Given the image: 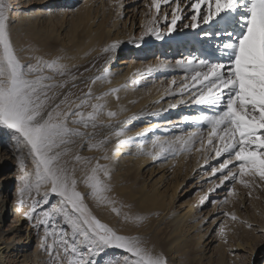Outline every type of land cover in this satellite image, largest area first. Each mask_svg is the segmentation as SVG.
<instances>
[{
  "label": "snow or ice",
  "instance_id": "snow-or-ice-1",
  "mask_svg": "<svg viewBox=\"0 0 264 264\" xmlns=\"http://www.w3.org/2000/svg\"><path fill=\"white\" fill-rule=\"evenodd\" d=\"M170 3L175 5L171 19L167 11L162 14V20L166 22L164 32L151 26L145 35L161 40L165 32H175L177 22L181 20H187L182 25L185 29H200L197 36L205 55L190 54L175 61V66L186 73L179 94L181 97L187 95L193 104L220 111L185 117L186 121L207 126V132L197 129L174 140L157 142L153 147H159V152L148 154L156 159L166 153L191 152L198 142L197 151L205 150L206 144L207 150L216 157L227 153L228 158L219 167L211 169L213 174L221 173L220 184L235 180L237 176L258 175L264 180V0H187L186 7L191 13L188 16H185L180 0H152L151 6L159 16L161 5ZM201 25L206 27L201 28ZM120 43L115 41L103 51L113 53ZM136 46L139 47V43ZM212 55L216 58H209ZM27 59L26 64L14 45L9 8L5 0H0V127L7 129L19 145L21 174L16 204L33 222L37 234L43 228L40 247L52 257L50 264H64V258L67 264H96L94 257L105 248L127 253L122 264H168L167 257L155 251L154 246L149 247L140 236L118 233L97 218L85 203V193L78 188L80 183L89 189L88 195L98 205L110 206L112 212L121 214L114 206L115 200L108 195L112 191L108 183L111 177L108 166L98 160L93 164L92 157L76 154L73 160L83 165V176L78 178L76 167L64 159L70 152L66 146L74 144L75 138L87 136L90 150L104 148L109 139L107 136L93 143L96 133L81 131V127L96 129L102 126L98 122L107 105L92 103V100L103 101L113 94L119 99V89L94 96L93 85L97 81L111 83L108 76H97L85 82L87 91L82 90L81 96L72 99L71 91L63 94L57 91L67 87L68 83L67 80L58 81L57 77L76 80L69 65L64 63L66 57L48 59L33 54ZM169 64L161 62L158 67L167 68ZM72 86L76 87L74 83ZM183 102L186 101H178ZM85 108H91V111L85 112ZM106 115L114 118L117 112L108 110ZM126 123L123 121L121 125ZM126 132L127 129L120 126L114 135L123 137ZM124 143L120 140L117 147ZM102 159L106 160L108 156L104 155ZM233 161L238 162L235 170L229 167ZM29 163L33 166L31 171L28 170ZM240 183L247 186L243 179ZM42 189L46 190L41 193ZM51 195L59 197V203L38 211L41 203H49ZM58 216L70 227L71 237L65 228L57 226ZM231 218L235 220L236 216ZM124 219L142 224L146 217L125 214ZM219 231L223 236V226ZM77 237L85 243L84 250L78 246ZM50 238L52 243H49Z\"/></svg>",
  "mask_w": 264,
  "mask_h": 264
},
{
  "label": "bare ground",
  "instance_id": "bare-ground-1",
  "mask_svg": "<svg viewBox=\"0 0 264 264\" xmlns=\"http://www.w3.org/2000/svg\"><path fill=\"white\" fill-rule=\"evenodd\" d=\"M5 3L9 8V25L14 45L24 63L27 64L29 62L27 57L33 54L48 59L56 56L66 57L64 63L69 65L71 73L76 76V80L72 81L70 77H57L58 81H68L67 87L57 89V91L62 94L71 91L74 94L72 99L81 96L82 90L87 91V89L84 87L85 85L81 84L82 77L78 76L80 69H84L85 65L88 68L92 67L100 61H104L106 66L98 72L97 76H108L111 83L97 81L93 86L94 96H99L111 89H119V99L116 98L117 94H113L105 97L103 101L92 100V103L99 102L107 105L105 114L99 118L98 122L102 126H98L96 129L91 127L83 129L79 125H71L72 127H81V131L95 132L96 136L93 143L107 136L109 139L104 148L90 150L87 136L75 138L74 144L66 146L70 152L64 157L65 160L67 157L69 158L70 166L76 167L78 178L83 176V165L77 164L73 160L76 154L92 157L93 164L98 160L100 164L108 166L111 174L108 183L112 188L108 195L115 200L114 206L120 210V215L112 212L110 206L98 205L88 195L89 189L83 183L78 185L79 190L85 193V199L90 201L100 219L120 234L140 236L149 247L154 246L155 251L162 252L167 257L168 264H208L207 258L204 257V254L201 255V252L208 250L209 244L205 245L204 237L207 239L210 228L200 230L204 220H201L199 214L207 206L216 211L218 207L216 205L220 199L219 195H216L221 189H225L222 187L226 181L220 184L219 179L212 188H209L210 184L208 185L206 182L205 185H208L206 194L198 204L191 205L185 201V203L171 207L172 194L168 191L177 188V176L174 173L175 169L172 167V162L167 158L170 153L157 156L156 159H153V156L148 153L159 152V147H153L157 142L174 140L175 137L185 133L203 129L200 126L202 124L190 120L186 121L185 117L200 115L207 109L209 111L207 114L212 115L220 109L193 104L187 95L181 97L179 86L184 82L183 77L186 73L180 78L169 80L167 78L171 76L174 70H161L159 73L161 75L160 80L158 78L154 80L152 73L147 74L150 73L146 72L147 69L157 68L161 62L168 63L171 61L169 57L163 61L149 58L156 48H161L160 44L162 43V39L157 40L150 34L145 35L146 29L152 26V17L145 21L141 28V34L138 35L136 41L132 42L127 40V36L122 34L118 26L111 28L107 26L106 18L100 9L102 0H5ZM135 4L127 3L124 6H134ZM174 6L168 10L172 11ZM140 9V6H135L132 11H129L131 12L130 18H137ZM142 22L141 20L140 24ZM133 23V21L129 22L130 30L136 27ZM180 25L181 21H178L176 28ZM198 32H200L199 28L181 33L175 31L168 36L163 35V38L174 43L173 50H176L175 44L177 42L186 40L188 41L187 46L192 43L196 54L198 51V56H203L205 53L197 36ZM142 36L143 39H141ZM115 41L121 43L115 52L110 53V60L106 61L102 56L103 49ZM137 43H139V47L136 46ZM138 49L145 50L141 53L143 62L137 60L139 59ZM188 50L187 47L184 48L183 51L185 52L179 59L187 58L189 54L186 51ZM209 58L215 59L216 57L212 55ZM173 79H175V84ZM162 80L166 81L164 86L160 85ZM73 83L76 87L72 86ZM187 83L190 84L191 82L188 81ZM172 90L175 91L176 95H168V92ZM181 100L186 102L178 103ZM170 104L176 106L169 107ZM108 110L117 112V116L109 118L106 115ZM84 111H91V108H85ZM170 117H174V120L167 123ZM123 121H127V123L121 125ZM120 126L127 129L126 135L116 137L114 132ZM146 129L147 131H145ZM2 139L5 140V144L3 146L0 143L1 152H3L0 166V264H50L52 257L40 247L43 228L37 234L33 222L25 217L16 204L20 187L19 175H8L7 170L14 167L12 163H9V160L17 158L16 156L19 158L17 152L19 145L7 129L0 127V140ZM120 140H124L125 143L117 147ZM199 147L197 142L191 152L184 151L181 153L189 157L191 155L198 157L205 152L201 161L203 167L228 157L227 153L216 157L210 150H206V144V151L203 150L204 152L197 151L196 149ZM104 155H107L108 159H102ZM198 166L200 167V164ZM206 171L201 174V177L199 175L189 182L192 183L197 180L203 182L207 176ZM145 174L150 176L149 180L145 179L143 176ZM218 184L220 186L216 187ZM192 187L194 186L189 189ZM43 191L41 190V192ZM211 195L216 197L211 198L213 199L211 204H207ZM230 195L229 193L228 196ZM231 208V212L234 211L238 216L236 206ZM37 210H46L44 204L41 203ZM125 214L132 217L140 214L146 219L142 224H136L131 220L126 221L124 219ZM229 219H231L230 216ZM225 221L219 224V227L216 226L217 229L214 230L218 241L217 247L215 246L213 250L218 247L221 250L228 248L229 252L233 250L236 253L249 250L247 253L253 260V253L259 246L254 242L261 236L264 239V214L262 211L258 208L248 221L245 222L243 219L246 223L243 228H238V225L241 226L239 223L235 226L231 223L228 224V220ZM232 221L234 220L232 219ZM56 223L58 227L65 228L71 237V229L63 223L62 217L58 216ZM225 223L227 224L225 225ZM5 225L8 226L7 229ZM220 226L224 228L223 236L219 231ZM237 232L241 233L239 238L236 236ZM259 232L263 234L259 235ZM56 239L58 240L59 237L57 236ZM243 240H252V242L244 243ZM81 241L82 238L77 237L78 246L84 250L85 243H81ZM49 243H52L51 238ZM125 255L127 253L122 250L105 248L100 254L97 253L94 259L96 264H122ZM61 256L64 258L62 251ZM235 256L237 257V255ZM64 264H67L66 258H64Z\"/></svg>",
  "mask_w": 264,
  "mask_h": 264
},
{
  "label": "rangeland",
  "instance_id": "rangeland-1",
  "mask_svg": "<svg viewBox=\"0 0 264 264\" xmlns=\"http://www.w3.org/2000/svg\"><path fill=\"white\" fill-rule=\"evenodd\" d=\"M180 2H181V5L184 6L183 10H184L185 16L190 15L191 13L186 7L187 0H180ZM127 3H131V4L136 3V4L134 6L125 7L124 5ZM151 5H152V0H102L100 9L102 13L104 14V17L106 18V24L109 28H111L112 26L113 27L118 26V28L122 31V34L124 36H127L126 37L127 40H131L132 42H134L136 41L138 35L141 34L142 32L141 28L144 26L143 24L145 23V21H147L151 17H152V21H151L152 26L158 27L162 32H164L165 23H166L165 21L162 20L163 12L167 11L171 19L172 11L168 9L171 8L174 4H171V3L169 5L162 4L161 5V15L159 16L156 15L155 9ZM135 6H140L141 8L139 10L140 14L138 15L137 18L135 17L130 18L131 12L129 11H132ZM141 20L143 21L142 24H140ZM154 20H155V24H153ZM131 21H133L134 22L133 25L136 26L135 28L133 27L132 30H130L131 25L129 24V22ZM185 22H187V20H181V25L178 28H176L177 33H181L184 31H190V29H185L182 27L183 23ZM139 27L140 29H138ZM201 27L203 28L205 26L201 25ZM168 34H171V33H166V32L164 33V35L166 36H168ZM187 43L188 41L186 40L184 42H179V43L177 42L175 44L176 50H173L172 46L174 45V43H172L170 40H165L163 38L162 43L160 44L161 48L159 47L156 48L155 52L149 58H151L152 60L163 61L166 59V57H169L170 58L169 60H171L170 64L167 68H161V67L151 68L153 69L152 71H149V69H147L146 72H150L147 74L152 73L154 75V80L156 78L160 80V76H161L159 74L160 71L163 69H167V70H174V72L171 73V76L168 77L167 80L171 78H180L181 76H184L185 71L175 66V61L178 60L181 57V55L185 52L183 51L184 48L187 47L189 49L188 51H186L188 52L189 55L193 54V55L198 56V51L196 54L195 47L193 46V44L190 43L189 46H187ZM144 51H142L141 49L137 50L138 58H139L137 59L138 61H141V62L144 61V59H142L141 57V53H143ZM102 56H104L106 61L110 60L111 58L109 57L110 53L104 52ZM117 59L120 60L119 57H117ZM105 66L106 64L104 63V61L96 62V64H94L92 67H89L90 69L85 65V68L80 69V72L78 74V76L82 77L81 84L85 85L86 81H90L91 79L97 77L98 72L102 71L105 68ZM165 84H166L165 80L164 81L162 80L160 82V85L164 86ZM168 95L174 96L176 94H175V91L172 90L168 92ZM207 110L205 112H202V114H207L209 112ZM157 111H159V109H157ZM173 120H174V117H170L167 123L169 122L171 123L173 122ZM200 126L201 128H203L202 130L206 133L207 126L205 125H200ZM0 143L4 146L5 140L3 139L0 140ZM2 154L3 152H1V148H0V166L2 164V160H1ZM204 154L205 152L202 153L198 157H194V155H191L190 157L187 155L185 156L184 153H179L176 155L170 153L168 155L167 158H169L170 162H172V167L175 169L174 173L177 176V181H176L177 188L175 190L168 191V193L173 195V196L171 195V199H170L171 207L185 203V201L191 205L198 204L199 202H201V200L205 196L208 185L210 184L209 188H212L215 185V183H217V181H219V179L221 178V173L213 174L210 168L219 167L220 163L223 162L228 157L221 158L220 160L214 161L213 163H209L206 167H203L201 164V161L204 158ZM16 157L17 158L15 159L12 158L9 160V163H12L14 165L12 169L7 170L9 172L8 175L10 176H13L16 174L20 176L21 174L19 170V158L18 156ZM66 159L69 160L68 157ZM237 163L238 162L233 161V163L230 164L229 167L235 170V166L237 165ZM198 164H200V167L198 166ZM32 167H33L32 164L29 163L28 170L31 171ZM204 171H206L207 176H205V180L203 182L202 180L201 181L197 180L192 183L189 182L190 180L196 179L199 175L201 177V174ZM143 176L145 177V179L149 180V177H150L149 175L145 174ZM241 179L247 181V186L245 184L240 183ZM206 182H208L207 186L205 185ZM191 186H194V187L189 189ZM224 186L222 188H225V189H221L222 191L220 190L218 194L216 195V196L219 195L218 197L220 198L219 203L216 205L218 206L216 211L212 210L210 206H207L208 208L207 207L203 208L199 214V217L201 218V220L202 219L204 220L202 222V227L200 228V230H206V228H210V232L207 236V239L206 237H204L205 245L209 244V247H207L208 250L201 252V255L204 254V257L207 258L208 264H264V239L262 236L256 242H254V244L259 245V246L256 248V250L253 253V260H251L250 256L248 255L249 250H245V251L243 250L237 253L233 250L229 252L228 248L226 250H221V248L218 247L213 250L215 246L217 247V241H218V238L215 236L214 230L217 229L216 226L219 227V224H222L223 221L226 222L225 220H228L227 222L228 224L231 223L232 225H235V226L236 224L239 223L241 224L242 227L238 225V228H243V225L245 226L246 224L245 222L248 221V219L250 218V216L253 215L256 209L259 208L264 214V180H262L259 176L258 177L257 176H244V177L237 176L235 180L226 181ZM42 190L45 191L46 189H42ZM229 193L231 194L230 196H228ZM216 196L211 195L207 200V204H211V202H213L212 201L213 199L211 198H214ZM166 198H167V194H166ZM36 199H41V197H36ZM225 200H227L226 204L222 202ZM55 203H59V197L55 195H51L49 197V203L44 204V207L45 209H50L51 206ZM85 203H87L92 213L97 218L100 219L99 214L93 209L90 201L85 199ZM222 206H224L225 208L221 209L220 207ZM234 206H236V210H238V213H239L238 216L235 214L234 211L231 212L232 210L231 207H234ZM232 215L236 216V220L232 221V218L229 219V216L232 217ZM243 219L245 220V222L243 221ZM100 220L104 222L102 219ZM227 223H225V225ZM227 226H230V225H227ZM5 228L7 229L8 226L5 225ZM261 232H259L260 233L259 235L263 234ZM71 235L72 233L70 230V236ZM236 236L239 238L241 236V233L237 232ZM243 242L251 243L252 240H247V241L243 240ZM211 245L213 246L211 247ZM100 253L101 251L98 252V254ZM235 255H237V257Z\"/></svg>",
  "mask_w": 264,
  "mask_h": 264
}]
</instances>
